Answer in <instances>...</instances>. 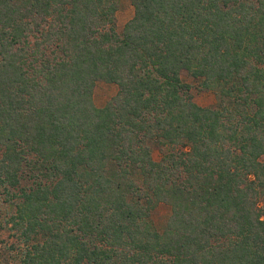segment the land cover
<instances>
[{"label":"trees","instance_id":"16d2710c","mask_svg":"<svg viewBox=\"0 0 264 264\" xmlns=\"http://www.w3.org/2000/svg\"><path fill=\"white\" fill-rule=\"evenodd\" d=\"M119 1L0 0L13 264H264V0H130L121 32Z\"/></svg>","mask_w":264,"mask_h":264},{"label":"rangeland","instance_id":"374dc122","mask_svg":"<svg viewBox=\"0 0 264 264\" xmlns=\"http://www.w3.org/2000/svg\"><path fill=\"white\" fill-rule=\"evenodd\" d=\"M122 22H126L134 14V7L130 0H120L119 10L117 12ZM182 79L191 85V93L194 101L201 106L209 107L218 104V98L214 91L203 90L199 80L192 77L187 70L182 71ZM118 86L115 83H109L100 80L96 83L94 100L99 106L105 105L113 96L116 95ZM154 158L159 161L162 153L158 147H154ZM33 182L27 175L21 181V185L15 188L0 190V264H13L19 261L28 245L22 235L21 230L15 229L10 223V218L16 211V204L19 202L18 195L21 188L30 185ZM171 213L170 205L160 203L152 212L151 220L155 227L162 231L166 221Z\"/></svg>","mask_w":264,"mask_h":264},{"label":"crops","instance_id":"0c3cea01","mask_svg":"<svg viewBox=\"0 0 264 264\" xmlns=\"http://www.w3.org/2000/svg\"><path fill=\"white\" fill-rule=\"evenodd\" d=\"M132 18V16L128 19V20H130ZM127 20V21H128ZM126 21V22H127ZM126 22H122L121 20H120V16H119V14L117 13V29H118V31L119 32H121L122 30H123V27H124V25L126 24ZM99 106H103V104H100Z\"/></svg>","mask_w":264,"mask_h":264}]
</instances>
